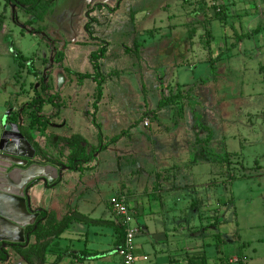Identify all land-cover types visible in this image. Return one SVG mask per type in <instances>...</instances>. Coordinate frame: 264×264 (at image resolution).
<instances>
[{
	"label": "rangeland",
	"instance_id": "374dc122",
	"mask_svg": "<svg viewBox=\"0 0 264 264\" xmlns=\"http://www.w3.org/2000/svg\"><path fill=\"white\" fill-rule=\"evenodd\" d=\"M224 1L53 0L48 21L42 25L30 24L32 17L23 8L0 0V15L7 16V29L0 33V140L6 125L29 124L27 117L20 116L38 96L34 85L30 87L35 69L29 63L36 57L45 58L36 62L37 69H46L48 65L49 76L59 70L60 76L69 80L63 90L88 96L90 113L84 108L82 113L78 112L80 116L71 120L87 139L96 144L99 128L109 137L127 131L125 141L99 157L101 174L105 173L103 177L111 184L105 188L98 186L102 191L101 203L106 199L109 203L115 185L130 190L152 188L147 174L155 163L148 164V158L155 153L154 148H159L158 144L165 151L177 137L179 146L176 143L175 149L192 154L194 139L207 138V131L196 127L188 101L171 105L165 114L154 119L146 118L157 109L162 94L171 96L194 86L191 104L196 106V118L212 132L210 152L203 153L218 157L217 163H213V170L219 175L214 197L227 204H223L226 209L220 215L194 209L190 218L195 217V226L203 222L204 227H197L205 234L203 240L217 239L215 233L220 228L222 236L233 239L232 243L223 244V250L232 253L246 242L244 250L250 264H264V0H235L236 4ZM215 2L223 10V21L218 7L213 6ZM99 4L104 6L97 8ZM91 9L90 16L96 20L91 28L96 31L97 40L90 39L84 29L88 22L86 14ZM210 13L214 19L209 17ZM39 27L43 28L42 33L36 31ZM91 40L94 45L87 46ZM103 41L111 45L100 60L105 83L96 111L93 101L97 97V83L86 79L80 84L77 75L60 68L58 63L78 74L92 72L87 53L99 50ZM129 48L133 51L126 54L125 49ZM20 54L29 58V62L22 61V66ZM119 54L121 57H116ZM72 75L75 77L70 80ZM63 77H59L56 89L64 85ZM37 85L39 82L34 87ZM66 101L70 103L68 98ZM8 111H12L9 116ZM94 113L98 126L93 121ZM180 126L184 131L174 133ZM65 133L60 135L62 140L57 148L48 139L42 141L35 131L33 135L41 144L48 143L44 150L49 156L66 160L69 149L63 141ZM226 155L232 159L230 163H222ZM32 160L42 162L37 155ZM166 164H161L164 170ZM169 170L179 173L181 169ZM200 170L207 175L210 172L206 166ZM131 211L137 220L138 215ZM195 226H191V236Z\"/></svg>",
	"mask_w": 264,
	"mask_h": 264
},
{
	"label": "crops",
	"instance_id": "0c3cea01",
	"mask_svg": "<svg viewBox=\"0 0 264 264\" xmlns=\"http://www.w3.org/2000/svg\"><path fill=\"white\" fill-rule=\"evenodd\" d=\"M225 1L224 3H226ZM243 1L248 3V0ZM228 3L234 4L235 0H230ZM3 14L5 15V13ZM209 17H212L211 19L215 18L211 13ZM5 18L7 19L6 15ZM48 18L49 15L42 25L47 23ZM30 19L36 22L33 18ZM4 29H7L6 20ZM92 31L94 36L96 31L94 29ZM0 33H3V30ZM65 35H67V32ZM91 45H94L93 41L87 43V46ZM109 48L110 46L107 47V51ZM66 49L63 51L64 55L67 54ZM87 55L90 56L91 53L88 52ZM22 56L26 62H29L28 57L23 54ZM116 57L120 58L121 54ZM39 58L36 57L29 63L35 69L33 72L35 79L31 82L30 87L35 86V83L39 82V85L33 86L36 90L35 95L37 93L41 94L47 101L39 116H42L43 119H49V122L44 134L41 131H37L36 134H40V138L44 142L47 139L50 142L52 139L53 142H57L59 139L62 140L60 135L65 132L64 138L72 134H79L87 139L74 127L71 120L73 117L75 119L80 116L78 112L82 113V110L88 109L87 113H90L91 105L88 96L80 95L74 90H63L68 85L67 82L69 80L60 76L59 70H56L50 76L47 75L48 65L43 61L42 66L45 67L44 65H46V69H37L35 66L36 62L45 59ZM58 66L60 68L65 67L63 63H58ZM59 77L64 78V85L56 89ZM73 77L75 76L72 75L70 80ZM41 82L45 85H50V89L43 91L42 88H38L39 86L41 87ZM51 96H53L52 102L48 101ZM66 98L70 100V103L66 101ZM53 104L59 105L60 109H56ZM10 112H7V116H9ZM26 117L30 122L29 117ZM184 129L180 126L175 129L174 133L182 132ZM193 129L191 127V131ZM53 135L54 137L52 138ZM111 137L105 136L104 141H109ZM176 138H173V145H168L165 151L161 144H158L159 148H154L155 153L148 158V164L155 163L156 165V168L155 165L150 166L151 172L147 174V177L153 183L151 189L146 188V186L143 189L137 188L135 190H130L124 185L121 188L116 185L112 187L114 191L112 196L116 194L125 195L128 198L130 208L138 215L137 222L141 226V232L136 239V250L139 257L138 264H190L191 258H197L201 255L206 257L207 264H230V258L239 256V254H242L247 259L246 264H250V257L244 250L246 242L241 244L240 239H238L237 244H241L240 248L234 249L232 253L223 250V244L232 243L233 239L222 236V233L219 232L220 228L216 227L218 229L215 233V236H218L217 239L211 241L202 239L205 234H202L203 232L197 227H204L201 221L204 218H200L201 223L199 226H195L198 223H196L195 217L193 219L192 217L190 218L189 213L195 209L196 211L215 212L220 215L226 209V207H222L226 202L214 197V194L218 191L219 181L216 180L219 175L213 170L215 169L213 168V163H217L218 157L205 156L203 151L195 150V146L192 148L194 151L192 154H190V151H186V153L185 151H178L175 149L176 141H178ZM198 138L202 140L201 136ZM35 141L40 144L42 149H45L44 147L48 145V143L47 145L41 144L37 139ZM87 141L91 145L98 144V142L94 144L89 139ZM123 141H125L124 138L116 143L117 147ZM193 143H196L195 139ZM100 155L95 163V169L92 171H86L85 173L64 171L62 181L57 186L48 188L43 181H40L29 189L28 196L33 210H51L56 212L60 219L71 209L93 221L92 224H71L59 238L51 242L43 264H53L58 256H63L59 264H121L118 250L124 240V231H122L120 219L111 211L108 200L106 199L104 204L101 203L102 191L98 186L105 188L111 187V184L107 177H103L105 173L101 174V167L98 164ZM228 158L229 162H231L232 159ZM163 163H167V169L165 170L161 165ZM170 163H172V166L169 165ZM176 165L181 169L179 173L175 172V170H169L170 167L171 169H179ZM201 166H206L210 169V172H207L208 175L200 170ZM96 177H102V180L97 181ZM210 180L211 183H208ZM147 190H149V196L146 195ZM230 203H233L232 199ZM219 223L217 220V225ZM191 226L196 227L192 236L189 233ZM35 243V238L32 237L30 244ZM9 253L12 256L13 264H27L20 257H17L12 250H9ZM144 257H148V260L145 261Z\"/></svg>",
	"mask_w": 264,
	"mask_h": 264
},
{
	"label": "trees",
	"instance_id": "16d2710c",
	"mask_svg": "<svg viewBox=\"0 0 264 264\" xmlns=\"http://www.w3.org/2000/svg\"><path fill=\"white\" fill-rule=\"evenodd\" d=\"M13 3V5L17 8H23L25 10V13L30 15L34 21L38 22L39 24H42L45 22V19L49 12L52 9L53 6V0H7L6 5H9ZM104 5H97V8H102ZM94 9V8H93ZM91 11L87 12L86 16L88 19L87 24L85 25V31L90 36L92 40H97L93 36V31L91 26L96 23V20L90 16ZM221 21L224 19L223 10L218 14ZM217 19V18H216ZM5 15H0V32H2L5 24ZM30 24L33 23V21L29 22ZM38 33H42L43 28L39 27L37 28ZM240 40L243 39V36L238 37ZM103 46L93 52L90 55V61L92 63L93 72L92 73H85V74H78L74 71L66 68L63 66V68L70 74H75L78 77V81L81 84L86 79H93L94 82L97 83L96 87V100L94 102V109L98 108V104L101 101V98L103 96L104 91V83H105V77L101 74V65L100 60L104 58L105 51L108 46L111 44L103 41ZM126 54H131L132 49H125ZM62 56V55H61ZM60 56V57H61ZM18 59L20 60L19 66L23 65V56L20 54L18 56ZM41 88L43 91L50 88V85H45L43 82H41ZM195 87L189 88L186 92H178L171 96H166L162 94V98L160 99L158 103V107L154 112H149L146 116L150 117L151 119H154L159 114H165L167 112V109L171 107V105L176 104L178 102L182 101H188L189 107L192 108L196 120V127L200 131H207L208 136L204 140H200L198 137L196 138L195 143V150H201L205 151L206 153L210 152L211 149V142H212V132L210 128L205 126L203 123H201L196 116L198 113L196 112V106L192 105V97L194 93ZM38 96H35L32 102L28 105L27 109L29 108L30 111H23V115L20 116H28L30 119L29 124L26 122L23 125H20V132L24 135L28 141L33 145V147L36 149L37 156L42 159V162H39L42 165H52L56 168L62 169L65 168V171H71V172H80L85 173L86 171H92L95 169V163L98 160V156L107 151L112 145L118 143L125 137L127 131L123 132L120 135L113 136L109 139V141H104V135L101 132V129L99 128V135H98V144L97 145H91L87 139H85L83 136L79 134H72L69 137H65L63 139L65 146L67 149H69V155L66 157V160L62 159H55L49 156V154L46 153L44 149L41 148L40 144L37 143L34 139L33 132L41 131L43 134L47 130V125L49 122V119H43L42 116H39V113L42 111V108L46 104V100L42 97L41 94H38ZM48 101L53 100V96L48 98ZM56 109H60V106L57 104H53ZM33 108V109H32ZM44 120V121H42ZM93 121L96 126H98L96 122V113L93 114ZM139 124V123H138ZM136 124V125H138ZM135 125V126H136ZM134 126H131L133 129ZM130 128V129H131ZM129 129V130H130ZM130 131H128L129 133ZM53 142V139L51 140ZM60 143V139L57 142H54V147H58ZM225 157V158H223ZM222 157V163H230L228 156ZM30 165L34 162L30 161ZM62 181V178H60L55 185L49 186L46 185L48 188L57 186ZM73 223H80V224H92L93 221L90 220L88 217L83 216L77 212L72 211L69 209L67 213L62 217L58 218V215L56 212L51 210H40V215L36 221V224L33 226H30L26 229V233L30 235V237H34L36 243L35 244H28L24 246H14L13 248L9 249H1L0 245V264H13L12 262V256L9 253V250H12L14 254L17 257H20L25 263L27 264H43L45 262V256L48 250L49 245L54 239L59 238ZM123 231V229H122ZM122 245V243H121ZM9 257V258H7ZM238 257H243L242 254H239ZM63 256H58L57 259L53 264H59L62 260ZM190 264H207V259L204 255H201L197 258H191Z\"/></svg>",
	"mask_w": 264,
	"mask_h": 264
},
{
	"label": "water",
	"instance_id": "95a60500",
	"mask_svg": "<svg viewBox=\"0 0 264 264\" xmlns=\"http://www.w3.org/2000/svg\"><path fill=\"white\" fill-rule=\"evenodd\" d=\"M36 155V149L20 132V125H6L0 140V245L2 250L14 246H26L30 243L31 237L26 233V229L36 224L40 210L32 209L28 191L40 181L49 186L55 185L65 171V168L42 165L32 160ZM30 161L34 163L30 165Z\"/></svg>",
	"mask_w": 264,
	"mask_h": 264
},
{
	"label": "built area",
	"instance_id": "2783aa9c",
	"mask_svg": "<svg viewBox=\"0 0 264 264\" xmlns=\"http://www.w3.org/2000/svg\"><path fill=\"white\" fill-rule=\"evenodd\" d=\"M213 6L218 7L217 12H221L220 4L213 3ZM111 211L120 219L121 228L124 231V240L118 250L121 258V264H138V255L136 250V239L141 232V227L136 218L133 216L129 206L128 198L125 195L116 194L109 200ZM145 261L148 257L143 258ZM245 257L230 258V264H246ZM21 264V263H18Z\"/></svg>",
	"mask_w": 264,
	"mask_h": 264
},
{
	"label": "flooded vegetation",
	"instance_id": "af4514ba",
	"mask_svg": "<svg viewBox=\"0 0 264 264\" xmlns=\"http://www.w3.org/2000/svg\"><path fill=\"white\" fill-rule=\"evenodd\" d=\"M41 36H43V34H40Z\"/></svg>",
	"mask_w": 264,
	"mask_h": 264
}]
</instances>
